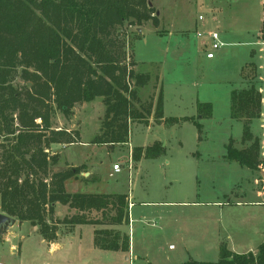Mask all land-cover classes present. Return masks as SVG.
<instances>
[{"label":"trees","instance_id":"obj_1","mask_svg":"<svg viewBox=\"0 0 264 264\" xmlns=\"http://www.w3.org/2000/svg\"><path fill=\"white\" fill-rule=\"evenodd\" d=\"M156 13L149 0H0V206L7 216L38 228L48 243L64 230L92 225L95 248L130 252L131 238L124 230L129 224L127 196L71 194L65 183L82 169L51 172L59 159L51 147L64 143V132L53 130L51 120L56 111L70 116L76 104L100 98L105 114L92 144L115 146L128 143L132 124H148L152 115L156 122L164 119L162 86L156 103L141 100L139 90L151 77L134 71L126 41L131 29L147 22L158 28ZM240 76L241 88L230 95V118L243 125L244 147H234L231 139L223 158L260 171L261 140L252 123L264 115V80L253 61ZM18 78L25 84L15 85ZM197 109L198 117L167 118L165 123L192 122L203 139L200 121L211 119L214 107L198 102ZM165 152L155 142L134 148L132 157L152 160ZM57 203L78 214L56 219ZM183 264H264V241L256 253H235L222 244L216 263Z\"/></svg>","mask_w":264,"mask_h":264},{"label":"rangeland","instance_id":"obj_2","mask_svg":"<svg viewBox=\"0 0 264 264\" xmlns=\"http://www.w3.org/2000/svg\"><path fill=\"white\" fill-rule=\"evenodd\" d=\"M211 1L149 0L151 7L157 11L156 15H159L158 11L161 12L164 25L156 28L151 22H147L140 28L141 33L133 28L126 34L129 56L132 59L134 54L139 62L133 67L134 71L149 74L151 77L150 86L139 90L144 103L150 100L156 103L162 86L167 118L198 117V102L211 103L214 107L212 121H200L204 131V142L201 144L198 141L199 131L191 122H182L179 126L166 129L154 127L149 130L141 124L132 126L131 148L152 145L156 140H162V144L167 147L166 155L156 160L144 161L141 170L145 178L144 184L140 182L137 194L140 199L150 203L170 200L196 202L204 206L182 208L174 205L173 208H161L137 205L131 213V219L141 215L146 216V219L145 223L134 224L131 248L132 252L144 259L136 262L124 261L118 259L120 256L113 252H100L98 259L87 258V264H183L188 261L216 263L220 257L221 243L242 253L245 249L257 251L264 241V235L260 233L264 231V182H261L263 187L260 192H253L252 170L234 164L230 168L216 166L212 161L219 155H225V144L230 137L235 140L234 147L241 148L242 145L240 141L243 126L229 125L230 95L233 86L241 88L238 63L250 61L252 51L256 53L253 57L256 65L262 61L264 47L248 44L261 42V30L264 29V0H216L219 6L226 9L225 23H232L231 34L235 35L232 41L236 45L225 48L220 52L221 55L216 53L214 60L206 58L195 35L196 32H207L215 27L205 26L206 22L211 21L207 10V4ZM199 15L205 17L204 23L198 20ZM225 23L219 22L217 25H221L223 29V26L227 27ZM162 29L167 30L166 35L158 34L163 32ZM24 84L20 78L15 81V85ZM96 100L92 101V110L89 107L81 108L80 105L84 103H79L73 108L70 116H65L60 111L53 115L52 129L64 132V143L53 144L51 147V155H59L58 162L51 168V172L79 167L83 173H87L85 165L92 159L101 172L102 182L96 187L76 182L69 186V190L74 193L112 192L120 179V190L125 193L132 192L134 186H129L126 171H122L119 176L110 173L115 161L126 164L128 146L109 150L107 147L91 144L92 137L98 131L100 117L104 114V106ZM262 127L263 124L258 123L254 129L255 133L262 135ZM82 141L91 146L84 149L76 145ZM194 152H199L202 158V162L196 161L200 166L197 176L191 163ZM166 160L170 161L171 166L177 163L181 184L174 183L164 195V192L159 190L162 188L161 178L165 174L169 175ZM212 180L219 185L216 191L224 190L228 197L213 192L214 189L210 185ZM147 181L148 187H145ZM234 182H239L246 193L241 205H237L236 201L226 204L221 214L217 209L206 206H211L214 202L227 203V200L232 198L231 192H236ZM161 211L172 212L165 224L158 220ZM91 230V227H86L83 232L85 243L90 241ZM253 232H256V235H253ZM170 248L173 250L170 251ZM33 255L32 260L36 259L35 251ZM84 262L85 259H70L64 253H58L52 264Z\"/></svg>","mask_w":264,"mask_h":264},{"label":"crops","instance_id":"obj_3","mask_svg":"<svg viewBox=\"0 0 264 264\" xmlns=\"http://www.w3.org/2000/svg\"><path fill=\"white\" fill-rule=\"evenodd\" d=\"M207 10L209 12V15L211 16L210 17L211 21L206 22L205 26H207V27H209V26L212 27V25L215 26L214 28H211V30L219 31L221 40L225 45L219 52H217L218 54L221 55V53L224 51L225 48L230 47V46L234 47V45H236L234 43V41H232V39L235 37V35H233V33L231 34V32H233V31H231L232 23L231 22L225 23L226 17H227L225 14L226 9L223 8L222 6H219L216 0L215 1L212 0L211 3L207 4ZM158 14H159L158 16H159L160 26H163L164 25V19L161 17L162 14L159 11H158ZM245 14L246 13H244V15ZM199 16H203V15H199ZM198 20H199V17H198ZM205 21H206V19L204 17L203 23ZM219 22H224L227 25V27L223 26L224 28L222 29L221 25H217V23H219ZM214 24H216V25H214ZM139 30L141 33L142 30L138 29V32H139ZM162 31L163 32L161 33V35L162 36L166 35L167 30L162 29ZM261 31H262L261 42H252V43H249L248 45H255V44L261 45L262 41H264V29H262ZM169 35L171 36V33H169ZM195 35H196V33H195ZM199 42H200V40H199ZM200 44H201V42H200ZM262 53H263L262 61L260 64L258 63L257 67H258L259 73L261 74V76H260L261 80H264V79H262L264 77V48L262 50ZM255 54L256 53L252 51L251 60L248 62L253 61V57ZM216 56H217V54H216ZM216 56L214 59H216ZM132 59L136 63V66H137L139 62L135 59L134 54H133ZM214 59H212V60H214ZM248 62L245 61V62L238 63L237 69L240 72V74H241V70H242L243 66ZM240 78H241V76H240ZM159 81L161 82L160 78H159ZM150 84H151V82H150ZM150 84L145 88H148L150 86ZM162 89H163V87H162ZM234 89L235 88L233 86L232 90H234ZM163 94H164V91H163ZM140 98H141V96H140ZM96 101L101 103L104 106L102 99L98 98V100H96ZM92 103L93 102L84 103V104L80 105V107L81 108L84 107L83 109H86L89 107L91 109ZM104 114H105V106H104ZM104 114L100 117L98 131L95 134V136L92 137L91 144H92V141L94 140V138L100 132L101 122H102V119L104 117ZM176 118H178V117H176ZM181 118H184V117H181ZM181 118H178V119H181ZM213 118H214V112H213L212 118L206 119V120L212 121ZM165 119H167V114H166V102H165V97H164V119L160 122H156V120L154 121V117L152 115L149 118L148 124H141V125L143 127L144 126L147 127V129L151 130L154 127H158V129H166L168 127L179 126L181 124V123H179V124L169 126L165 123ZM206 120H201V122L206 121ZM184 123H187V122H184ZM258 123L263 124V127H262L263 134L262 135H258L255 133L254 129ZM135 124H132L130 126V134H131V128ZM233 124H238V125L243 126L242 123L232 120L230 118V114H229V125L232 126ZM252 132L255 136H258L261 140V160L263 161V164L261 166L260 171H252V172H254L253 173L254 174L253 175V181H254L253 186L254 187H253V189L251 187V189L253 190V192H255V190H257V192L258 191L260 192V188L263 187V186H261V182H264V174H263L264 173V171H263V169H264L263 168V166H264V115L261 119H257V120L253 121ZM204 139H205V136H204ZM231 139L234 140L233 138L230 137L228 143L230 142ZM198 141H199V144L204 142L203 139H200V138ZM155 142L162 143V140H156ZM234 142H235V140H234ZM237 142H239V141H237ZM228 143L225 144V148L228 145ZM240 143L242 144V139H241ZM76 145H80L81 147H84V149L89 148L91 146V145L84 143L83 141H82V143L76 144ZM93 145H95V144H93ZM97 146H104V147L109 148V150H114L116 147H119V146H128L129 154H128V160H127L126 164L123 165V164H120L121 162L115 161L113 163V165L119 164L121 166V171L119 173H115L114 171H111L110 173H111V175L116 174L117 176H119L122 174V171H126L127 172V175H126L127 176V182L129 184V186H131V184L134 186L133 191L132 192L129 191L128 193L122 192L120 190V187H121L120 181L121 180L118 179L117 180L118 184H116L114 186L112 192H91V193H85V194H108V195L122 194V195H126L127 200H128V205H129V208H128V210H129V224L127 226H125L124 230L130 235V238H131V235L133 233V229L135 228L134 224L135 223H137V224L145 223V219H146V216H143V215L137 216L136 219H133V218L131 219V213L134 212V210L137 208L136 207L137 205H140L142 207H146V206H148V207L149 206H156L157 207L158 206L161 208H173L174 205H176L175 207H182V208L204 206L203 204L196 203V202L189 203V202H173L170 200H161L160 202H157V203H150V202H147L146 200L140 199L139 195L137 194V188H138V185L140 184V182L144 184L143 181L145 179L141 173L142 172L141 171L142 165L144 164V161L150 160V159L141 158L139 161H135L132 157L133 149L134 148H141V147L145 148V147H148L151 145L131 148L130 135H129V140H128V143H126V144L115 145V146H108V145H97ZM243 147L244 146L242 144L241 148H238V149H242ZM64 148L67 150L66 146H64ZM164 148L166 149L167 147L164 146ZM164 155H166V152ZM193 155H194V157L191 158V163L194 166L193 168L195 169V175L197 176L198 171L200 169V166L198 165V163H196V161L202 162V158H201V154H199V152H196V153L194 152ZM224 156L225 155L222 154V155H219L217 158L212 159L213 164L216 166H225L226 168H230V166H234V165L240 166L237 163H230V162L225 161L223 158ZM159 158H157V159H159ZM152 160H156V159H152ZM91 161H92V159L90 160V163H88V165L83 164V165H85V167L87 166V171H88L87 173L81 172L79 175L69 179L65 183V188H66V191L68 193L76 194V193L72 192L71 190H69V186L70 185L72 186L76 182H84L85 184H89V185H92L94 187H96L97 185H99L102 182L101 175H100L101 172L99 171L98 166L96 164H94L93 161L92 162ZM188 161L190 162V159H188ZM165 164L169 169V175L165 174L161 178L162 188L159 190L160 192H164V195L169 191L168 189H170L174 185V183H177L178 185L181 184V178L179 177V173H177L180 168H177V163H174V165L171 166L170 161L166 160ZM232 164H234V165H232ZM227 170L228 169H226V171ZM89 176H93V177H89ZM146 176H147L146 179H148V174H146ZM216 183L217 182L213 181V180L210 182L211 188L214 189L213 192L216 191V188L219 187V185L217 186ZM238 183L239 182H234L236 192H231L232 198L228 199L227 203L214 202V203H212L211 206H209V205H206V206L210 207V208L217 209L219 211V214H221L222 212H224L226 204H231V203H234V201H236L237 205H241L242 204L241 201L243 200L246 193H245L244 189L242 188V186ZM144 186L148 187V181H147L146 185H144ZM224 193H226L224 190H220V191L218 190L215 192L216 195L220 194L221 196H224L225 198L228 197V195H226ZM243 204H244V202H243ZM249 204L253 205L254 203H249ZM260 204H262V202ZM263 204H264V202H263ZM0 213H2L1 206H0ZM171 213H172L171 211H168V212L161 211V213L159 214L158 220L163 221V224H165L167 219H169V215H171ZM77 214H78V212L74 209H71L69 206L61 205L59 203H57V205H56V210H55V218L56 219L62 220L65 218H71ZM93 215H95V214H93ZM132 220H133V222H132ZM132 225H133V227H132ZM86 227H91V229H92L91 234H90V241H89L90 244H89V242L85 243V241H84L83 232H84ZM94 231H95V227L92 225H78L71 232H66L64 230V234L59 236V239L56 242L48 243L39 234L38 228L31 226L30 223L17 221L16 224L12 228L9 229V231L6 235H4L3 237H0V264H52L53 258L56 255H58V253H62V254L64 253V255L68 256V258H70V259H75V258H77L78 260L85 259L84 264H87V261H86L87 258L88 259L89 258L98 259L99 254H101L100 252H105V251H101V250L95 248V246H94ZM256 232H253L252 234L256 235ZM260 233L262 235H264V231L263 232L260 231ZM31 239H32V241L30 242ZM222 244H225V243H221V245ZM227 247H228V245H227ZM172 250L173 249L170 248V251H172ZM230 250L235 252V253H239L236 248L230 249ZM34 251H35L36 259L32 260V256H34L33 255ZM244 251L245 252H242L240 254L249 253V252H253V253L257 252V251H252L251 249H245ZM113 253L118 254L120 256V257H118V259L120 258V260H124V261H132L133 260L136 262V261H139L141 259H144L140 256H137L134 253V251L132 252V248L130 249L129 254H124L121 252H113Z\"/></svg>","mask_w":264,"mask_h":264},{"label":"built area","instance_id":"obj_4","mask_svg":"<svg viewBox=\"0 0 264 264\" xmlns=\"http://www.w3.org/2000/svg\"><path fill=\"white\" fill-rule=\"evenodd\" d=\"M199 21L203 22L204 16H199ZM196 36L201 42V48L204 51L206 58L209 60L214 59L216 53L225 46L221 40L220 33L217 30H209L203 33L196 32ZM261 45L264 47V41H262ZM113 171L119 173L121 171V166L115 164L113 166Z\"/></svg>","mask_w":264,"mask_h":264},{"label":"water","instance_id":"obj_5","mask_svg":"<svg viewBox=\"0 0 264 264\" xmlns=\"http://www.w3.org/2000/svg\"><path fill=\"white\" fill-rule=\"evenodd\" d=\"M151 5L152 4L149 3L150 7ZM29 86H31V83H29ZM16 222H17L16 219L11 218L4 213H0V237H3L4 235H6L9 229L12 228L16 224Z\"/></svg>","mask_w":264,"mask_h":264}]
</instances>
